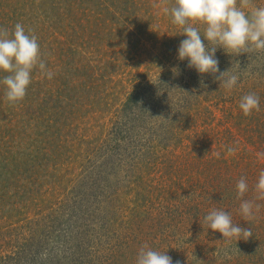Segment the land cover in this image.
Wrapping results in <instances>:
<instances>
[{
  "label": "rangeland",
  "instance_id": "obj_1",
  "mask_svg": "<svg viewBox=\"0 0 264 264\" xmlns=\"http://www.w3.org/2000/svg\"><path fill=\"white\" fill-rule=\"evenodd\" d=\"M163 5L0 0V27L31 29L54 73L34 70L16 105L0 84V264H136L145 244L173 264H264V52L217 48L220 71L239 76L228 93L178 59L186 37ZM248 93L260 111L246 117ZM242 200L259 205L251 221ZM213 208L252 236L208 229Z\"/></svg>",
  "mask_w": 264,
  "mask_h": 264
},
{
  "label": "clouds",
  "instance_id": "obj_2",
  "mask_svg": "<svg viewBox=\"0 0 264 264\" xmlns=\"http://www.w3.org/2000/svg\"><path fill=\"white\" fill-rule=\"evenodd\" d=\"M161 11L171 17V22L186 37L179 44L178 59H187V66L194 68L201 76H215L228 93L237 87L239 76L231 74L230 70L220 71L219 61L215 58L217 48L232 56L264 52V6H258L254 0H172L170 6L168 0H164ZM36 69L47 79H52L54 75L42 59L34 32L31 29L26 32L19 22L11 31L0 27V73L5 74L0 84L5 87L4 98L9 104L16 105L23 101ZM239 108L246 117L259 112V97L254 93L243 95ZM234 152L235 149H228L229 155ZM216 155L219 157L220 154ZM257 156L264 158V153ZM248 190V183L242 176L236 183L237 199H241ZM255 192V199L264 200V170L259 173ZM254 208L258 210L259 205L242 200L239 210L244 221L255 218ZM204 224L208 229L219 232L225 241L237 242L252 236L249 228H241L233 223L231 214L225 210L211 209L204 216ZM196 261L203 264V261ZM136 264H173V261L165 252L145 244L138 250ZM175 264H180V261Z\"/></svg>",
  "mask_w": 264,
  "mask_h": 264
}]
</instances>
